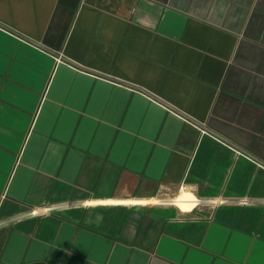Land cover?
I'll use <instances>...</instances> for the list:
<instances>
[{"label": "crops", "instance_id": "1", "mask_svg": "<svg viewBox=\"0 0 264 264\" xmlns=\"http://www.w3.org/2000/svg\"><path fill=\"white\" fill-rule=\"evenodd\" d=\"M0 26L40 47L0 28V264H264V0H0Z\"/></svg>", "mask_w": 264, "mask_h": 264}, {"label": "water", "instance_id": "2", "mask_svg": "<svg viewBox=\"0 0 264 264\" xmlns=\"http://www.w3.org/2000/svg\"><path fill=\"white\" fill-rule=\"evenodd\" d=\"M0 28L6 30L7 32H9V33H11V34H13V35H15L14 33L8 31L7 29H5V28H3V27H1V26H0ZM15 36H17V35H15ZM17 37L20 38V39H22V40H24V41H26V42H28V43H30V42L27 41L26 39H23V38H21V37H19V36H17ZM30 44H32V43H30ZM32 45H34V44H32ZM34 46H36V45H34ZM36 47H37V48H40V47H38V46H36ZM42 50H43V49H42ZM54 56H55V55H54ZM125 86H126V85H125ZM194 125H195L199 130H201V131L205 132L206 134H209L210 136H212V137L218 139L220 142H222V143H224L225 145L229 146V147L232 148L233 150L239 152L240 154H243V155L247 156L248 158H251V159L254 160L255 162H258V161H256L255 159H253L252 157H250L247 153H245L244 151H242L241 149L235 147L234 145H232V144L229 143L228 141L222 139V138L219 137L218 135L212 133V132L209 131L208 129H206V128L200 126V125H197V124H194ZM258 163H259V162H258ZM259 164H261V165L264 167V165H263L262 163H259Z\"/></svg>", "mask_w": 264, "mask_h": 264}, {"label": "built area", "instance_id": "3", "mask_svg": "<svg viewBox=\"0 0 264 264\" xmlns=\"http://www.w3.org/2000/svg\"><path fill=\"white\" fill-rule=\"evenodd\" d=\"M239 203V204H248L250 203L249 201H244V200H234V203Z\"/></svg>", "mask_w": 264, "mask_h": 264}]
</instances>
